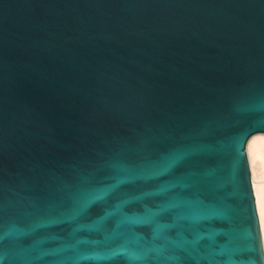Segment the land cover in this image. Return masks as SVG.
<instances>
[{
	"label": "water",
	"instance_id": "obj_1",
	"mask_svg": "<svg viewBox=\"0 0 264 264\" xmlns=\"http://www.w3.org/2000/svg\"><path fill=\"white\" fill-rule=\"evenodd\" d=\"M258 132L264 0H0V264H264Z\"/></svg>",
	"mask_w": 264,
	"mask_h": 264
},
{
	"label": "bare ground",
	"instance_id": "obj_2",
	"mask_svg": "<svg viewBox=\"0 0 264 264\" xmlns=\"http://www.w3.org/2000/svg\"><path fill=\"white\" fill-rule=\"evenodd\" d=\"M247 154L264 246V132L255 133L249 138Z\"/></svg>",
	"mask_w": 264,
	"mask_h": 264
},
{
	"label": "snow or ice",
	"instance_id": "obj_3",
	"mask_svg": "<svg viewBox=\"0 0 264 264\" xmlns=\"http://www.w3.org/2000/svg\"><path fill=\"white\" fill-rule=\"evenodd\" d=\"M254 250L259 252L260 251V239H259V230L257 228L256 230V235H255V238H254Z\"/></svg>",
	"mask_w": 264,
	"mask_h": 264
}]
</instances>
